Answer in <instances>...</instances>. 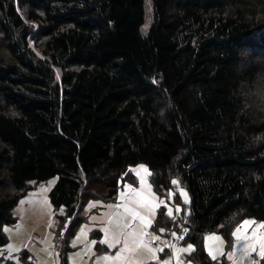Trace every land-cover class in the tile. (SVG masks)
<instances>
[{
  "label": "trees",
  "instance_id": "obj_1",
  "mask_svg": "<svg viewBox=\"0 0 264 264\" xmlns=\"http://www.w3.org/2000/svg\"><path fill=\"white\" fill-rule=\"evenodd\" d=\"M137 166L173 194L153 231L187 228V260L233 264V233L264 224V0H0V251L20 201L57 177V264H69L84 212Z\"/></svg>",
  "mask_w": 264,
  "mask_h": 264
},
{
  "label": "rangeland",
  "instance_id": "obj_2",
  "mask_svg": "<svg viewBox=\"0 0 264 264\" xmlns=\"http://www.w3.org/2000/svg\"><path fill=\"white\" fill-rule=\"evenodd\" d=\"M150 20L151 19H149V23ZM149 25L150 24L145 27L146 31ZM57 77L58 79L61 78V72L59 70H57ZM58 180L59 179L56 177L40 184L34 192H31L27 197L20 201L19 205L14 210L17 223L5 228L6 235L9 238V243L5 248L7 252L0 251V257L7 254L11 261L17 264H24L20 253L23 250H27L28 253H30L29 264H57V253L61 250V244L58 243L54 236V219H56V215L58 213L61 214V211L57 213V211H55L52 207L49 194L57 184ZM180 194L183 202L188 205L190 203V198L187 190L182 188L180 190ZM172 197L173 194L171 193L169 196L165 197L167 202L166 206L168 211H171V213L174 210V207H172L169 203V201L172 200ZM178 211L180 212V209ZM247 221H251L252 223H249L246 226L243 223L240 227H238L240 232L237 234L241 238L237 240V237L235 236L234 248L228 254L229 260H231L233 264H264V258L259 255V245H256V252H251L248 248L249 241L253 240V233H255L256 236H264V226H262L264 224L254 220ZM173 234H176V232H173ZM245 236L248 237V240L244 239ZM166 237L167 239L172 238L171 235ZM166 237H164V239H166ZM72 240L73 238L71 241ZM74 240H76V245L81 243V248L72 253L70 258L75 259L78 256H84L89 253L88 250L90 248L89 244L91 240L89 237L84 238L83 233H80L77 239L75 238ZM219 240L221 244H215L209 248L206 247L208 255H210V250L216 255L215 259H213L212 255H210L212 260L219 259L225 254V241L222 237H219ZM168 242L169 241H167V243ZM186 246L189 245L182 244L176 248ZM168 247L172 249L175 248L170 247V245ZM183 263L193 264L185 259H183ZM161 264H170V262L166 260L162 261Z\"/></svg>",
  "mask_w": 264,
  "mask_h": 264
},
{
  "label": "crops",
  "instance_id": "obj_3",
  "mask_svg": "<svg viewBox=\"0 0 264 264\" xmlns=\"http://www.w3.org/2000/svg\"><path fill=\"white\" fill-rule=\"evenodd\" d=\"M131 172L136 179L135 183L121 182L120 189L115 200L111 202H102V201L92 202V204H90V207H88V210L84 212V216H86L89 221L79 229L76 236L70 242V246L73 248V251L70 252L68 255L69 264H135V261H143V264H161L162 261H166V260L169 261L170 264H184L183 259L190 262L186 258L193 252V247H191V249H188V246L182 248L175 247L174 249L172 248L168 249L169 245L170 247H173L172 243L174 242L175 238L178 236L179 231H174L176 232L175 235H173V232L167 235L164 231L161 232L153 231L156 223L157 215L160 209L162 208V206H166V202L160 197V195L156 193L154 187L152 186L149 180V171L147 167L137 166L132 168ZM141 177H143V183L141 182ZM129 185L132 188L136 189L137 191L143 192L150 200H152V203L158 205L154 210L141 208V211L146 216V219L150 221V224L142 225L140 224L139 221L132 222L136 227L137 231L142 229L147 233V235L144 236L143 239L144 242L149 244L150 247L154 250L155 258H153L152 254H150L147 250L142 248H137L136 245L130 243L129 247L136 249L135 253L134 254L124 253L123 255L124 257H126V259L116 260L117 252H119L120 249L123 247V237H120L121 243L117 244L115 247H109L108 243H105V240H107L109 243L112 242L111 234L114 232V229L109 228L108 221L110 218H117V213H123L122 205L125 203V201L121 198V195L122 193L125 196L130 195L128 191ZM118 205H120L121 207L117 208ZM174 211L175 209L171 214H173ZM181 227L182 226H180V228ZM106 228H108L109 230V235L107 236L105 234ZM95 230L100 231L101 238L99 240L103 245H105L109 249V251L105 253L96 252L95 245L97 244V240H93L91 238V234ZM80 233H83L84 238L89 237L91 239L89 244L90 248L88 250L89 253L84 256H78L75 259L70 258V255H72V253L78 251L79 248H81V243L76 245L77 244L75 243L76 240H74L75 238L77 239ZM170 235L172 236V238L167 239L166 236H170ZM153 237H158V239H153ZM164 237H166V239H164ZM167 241L169 242L167 243ZM215 244H221L219 240V236L210 235L206 238L205 245L207 248ZM185 249L188 250L184 251ZM4 251L7 252L6 249ZM106 256L110 257L111 259H107V260L104 259V257Z\"/></svg>",
  "mask_w": 264,
  "mask_h": 264
},
{
  "label": "snow or ice",
  "instance_id": "obj_4",
  "mask_svg": "<svg viewBox=\"0 0 264 264\" xmlns=\"http://www.w3.org/2000/svg\"><path fill=\"white\" fill-rule=\"evenodd\" d=\"M141 182L143 183V177H141ZM173 183H176V181H173ZM128 191L130 195L125 196L123 193L121 195V198L125 201V203L122 205L123 213H117V218H110L108 221L109 228H113L114 232L111 234L112 242L109 243L107 240H105V243H108L109 247H115L117 244L121 243L120 237H123V247L120 249L119 252H117L116 260L126 259V257H124L123 255L124 253H130V254L135 253L136 249L130 248L129 247L130 243L136 245L137 248H142L147 250L150 254H152L153 258H155L154 250L150 247L149 244L145 243L143 239V237L146 236L147 233L142 229L137 231L136 227L132 222L139 221L140 224L142 225L150 224V221L146 219V216L141 211V208L154 210L158 205L152 203V200H150L143 192L137 191L136 189L132 188L130 185L128 186ZM119 207L121 206L118 205L117 208ZM170 214L171 211H169V215ZM243 223L246 226L252 222L244 221ZM161 231H163V229H161ZM239 232L240 229L238 228L237 231L233 233V235L237 237V240L241 238L237 234ZM105 234L106 236L109 235L108 228L105 229ZM153 239H158V237H153ZM244 239L248 240V237L245 236ZM257 244L259 245V255L262 258H264V236H256L255 233H253V240H250L248 243L249 250L251 252H256ZM191 247L192 246L189 245L188 249H191ZM188 249H185L184 251ZM210 255H212L213 259L216 258V255L212 253L211 250H210ZM104 259L107 260L111 258L106 256L104 257ZM135 264H143V261H135Z\"/></svg>",
  "mask_w": 264,
  "mask_h": 264
},
{
  "label": "built area",
  "instance_id": "obj_5",
  "mask_svg": "<svg viewBox=\"0 0 264 264\" xmlns=\"http://www.w3.org/2000/svg\"><path fill=\"white\" fill-rule=\"evenodd\" d=\"M189 231L187 228H183L182 231L180 232L179 236L174 240V247L180 246L185 242L186 236L188 235ZM8 255L4 254L2 260L0 263L2 264L3 260H7Z\"/></svg>",
  "mask_w": 264,
  "mask_h": 264
},
{
  "label": "bare ground",
  "instance_id": "obj_6",
  "mask_svg": "<svg viewBox=\"0 0 264 264\" xmlns=\"http://www.w3.org/2000/svg\"><path fill=\"white\" fill-rule=\"evenodd\" d=\"M50 145V144H49ZM117 166V165H116ZM120 166V165H119Z\"/></svg>",
  "mask_w": 264,
  "mask_h": 264
}]
</instances>
